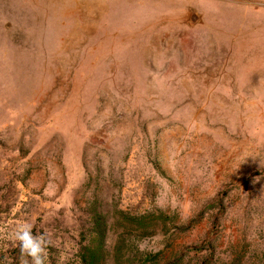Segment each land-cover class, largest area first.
<instances>
[{
	"label": "rangeland",
	"instance_id": "rangeland-1",
	"mask_svg": "<svg viewBox=\"0 0 264 264\" xmlns=\"http://www.w3.org/2000/svg\"><path fill=\"white\" fill-rule=\"evenodd\" d=\"M264 264V0H0V264Z\"/></svg>",
	"mask_w": 264,
	"mask_h": 264
},
{
	"label": "clouds",
	"instance_id": "clouds-1",
	"mask_svg": "<svg viewBox=\"0 0 264 264\" xmlns=\"http://www.w3.org/2000/svg\"><path fill=\"white\" fill-rule=\"evenodd\" d=\"M14 239L18 242L21 256L31 259L32 264H44V252L48 243L44 235L34 236L31 225L22 224L14 232ZM22 264H28L23 260Z\"/></svg>",
	"mask_w": 264,
	"mask_h": 264
},
{
	"label": "trees",
	"instance_id": "trees-1",
	"mask_svg": "<svg viewBox=\"0 0 264 264\" xmlns=\"http://www.w3.org/2000/svg\"><path fill=\"white\" fill-rule=\"evenodd\" d=\"M99 245L95 246L94 248H85L84 254L82 255V264H101V257L99 255V250L101 248L100 242L101 238L98 237ZM148 257L144 256L142 259L141 264H145L148 261Z\"/></svg>",
	"mask_w": 264,
	"mask_h": 264
}]
</instances>
